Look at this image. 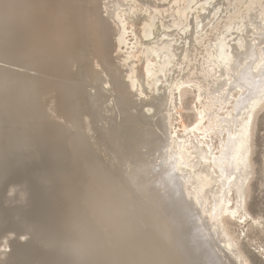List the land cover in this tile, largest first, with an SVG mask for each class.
<instances>
[{"label": "bare ground", "instance_id": "1", "mask_svg": "<svg viewBox=\"0 0 264 264\" xmlns=\"http://www.w3.org/2000/svg\"><path fill=\"white\" fill-rule=\"evenodd\" d=\"M75 1L0 0V264H211L190 227L195 210L234 257L221 220L244 211L253 115L264 99V19L246 13L205 53L199 79L215 111L198 106L201 82L176 84L181 96L197 93V119L183 124L174 151L172 93L160 95L157 73L173 63L175 42L187 45L219 16L218 0L164 9L78 0L82 21ZM129 60L134 70L121 73ZM235 89L236 115L225 117Z\"/></svg>", "mask_w": 264, "mask_h": 264}, {"label": "rangeland", "instance_id": "2", "mask_svg": "<svg viewBox=\"0 0 264 264\" xmlns=\"http://www.w3.org/2000/svg\"><path fill=\"white\" fill-rule=\"evenodd\" d=\"M124 1L125 0H119V1L116 0L113 5L116 4V6H117V4H119L118 2H120V4L121 3L123 4ZM139 1L141 2V0H139ZM142 1H143L142 3H144V0H142ZM147 1L149 2L150 0H145V2H147ZM225 1L226 0H218L219 6L215 7L214 10L215 9L216 10L215 11L213 10L212 12L219 14V16L217 18H215V16L213 14H211L212 16H210L209 19L205 20L204 23L202 22L198 28L197 34L192 35L193 36V37L191 36L192 38L190 37L189 40H191V42L188 40L187 45L179 43V42L174 43V48H173L172 53L176 54V56L172 60L173 63L171 62V65L168 66L169 68H167L168 70H166V73L165 72H160V74L157 73V78L160 79V81H162L161 82V84H162L161 90L164 88V90L160 91V95H163V94L167 95L168 93L169 94L172 93V96H174V97L171 96V102H172L171 105L169 104L167 106L168 107L167 109L170 110L169 115H171V117L169 116L168 123H169V127H170V132H173V137L171 140L173 142L172 147H173L174 151L178 150V145H179L178 138L179 137L184 138L185 134L183 132V127H182L183 124L187 125V127H192L194 125L196 119H197V116H196V114H197L196 94L197 93L194 92V90L188 89V91L183 93V95L181 96L180 93L176 92V84L179 83V81L182 82L183 80L184 81L190 80L191 82L192 81L193 82H201V85L203 87V90H202V94H203L202 95V103L203 104L199 103L198 106H199V108H202V109L203 108L210 109L211 112L215 111V108L211 109L212 108L211 106L213 105V101H211V97L209 96L210 91L208 90V87H207L208 84L205 81H201L203 76H202V73L200 72V70L202 68H204V65L202 64L203 61L207 60L206 59L207 55H205V53H207L211 50V48L217 42L218 37L221 36L227 30V28H228L227 26L232 25L233 28L238 27L240 21L242 20V18L245 16L246 13H250L252 11V14L255 15V17H256V15H257L256 13L258 12V15L259 14L261 15V18L260 17L257 18L258 21H262V19H264V6H263L264 3H261V2H264V0H262V1L257 0L256 3H255V0H249L250 2L248 0H238V1L237 0H227V2H225ZM150 2H153L154 4L155 3L158 4L157 6H159V7L161 6L160 8H163L162 6L164 4H160L162 2H164V3L166 2L165 6H164L165 8L173 6L172 2L170 0H167V1H164V0L158 1L157 0L156 2H155V0H151ZM150 2L148 4L152 5V3H150ZM167 3H169V4H167ZM125 4H127V3H124V5ZM256 5H258V6H256ZM74 7H75L76 11L78 12V15H79L78 19L80 21H82L83 19H82L80 12H83V13L85 12L84 7L79 3L78 0L75 1ZM114 7L115 6H112V9H114V10L118 8V7L117 8H114ZM243 7H245V8H243ZM243 11H244V14H243ZM103 15H106V14L104 13ZM211 17L213 19H211ZM109 20H111V19L109 18ZM262 23H264V20L262 21ZM250 24H253V23H250ZM253 27H255V25H252V28ZM89 28H90V24L83 27L82 29L85 33H88ZM208 29H210V30H208ZM207 30L209 33H207ZM243 39H244V37L240 38V40H242V41H243ZM112 40H113V38H112ZM114 40H116V42H117V36H116V39L114 38ZM114 40H113V42H115ZM240 40H237V42L239 44H241ZM130 45H132V44H130ZM195 46H197V47H195ZM128 48H130V46L126 47L125 52L128 50ZM91 49H92V47H91ZM192 49H194L195 52L192 51ZM257 49L259 50L260 47H258ZM179 50H181V51H179ZM125 52H123V54L122 53L120 54L121 58H125V55H126ZM182 52H184V54ZM181 54H183V55L181 56ZM115 56H116V54L114 55L113 58L116 61ZM191 57L193 59H191ZM148 58L153 59L152 54H148ZM163 59L167 60V57H164ZM177 59H178V61H177ZM127 64H129V65H127ZM127 64L123 68L124 70H122L121 73L129 74V73H127V71L131 73V71L134 70L135 65H134V63L132 64V61L130 62V60H129ZM130 66L131 67L134 66V67L131 68ZM196 68H197V70H196ZM173 69H175V70L177 69V71L175 72V70H173ZM172 76H173V78H172ZM181 77H184V78L186 77L187 79L186 78L181 79ZM164 80H165V82H164ZM166 81H167V83H166ZM174 82H175V84H174ZM165 85H167V87H165ZM171 85L173 86V88ZM174 88H175V90L173 91ZM165 89H167V90L165 91ZM238 95H240V90L235 89V91L232 92V96H231L232 100L229 103V106L226 105L225 109L223 110V112L221 111L220 114H223L225 117L229 116V113L231 114L230 117H234L236 115V111H234L233 107H234V103L236 101V98L239 97ZM183 96H184V98H183ZM262 101L257 106L258 108H256V110L254 111V115H253L254 121H253V125H252V137H251L252 151L250 154V164H249V169H250L249 171L251 174V176H250L251 178L246 183L245 189H244V194H245V196H244V200H245L244 211L240 212L237 215V217L236 216L233 217L234 220L232 219L231 216H224L221 220V225L223 224L222 227H224L223 230H224L225 234L227 235V237L229 236L228 237L229 240H231V245H232V248L234 250V257L231 256L230 253L226 250L224 244L222 243V237H220V234L218 236V234L216 233V230L214 228V225H212V221L207 218L208 214H207V216L203 217V220L199 219V213H198V211L196 212V210L193 211L194 213L191 215V218H192L191 226L190 225L189 226L191 227V230L193 231V233H196V235L200 234V237H199L200 241L199 242L204 246V249L206 250L208 256L211 257V259H212L211 264H239V262L236 260V258L239 259V257L241 258L242 261H244L247 264H264V101L263 102ZM262 103H263V105H262ZM172 107H174L173 110H172ZM224 111H225V113H224ZM208 112H209V110H208ZM164 114H167V112H164ZM179 116H181V117H179ZM175 118H177V119H175ZM210 120H211V118L209 116L205 120L207 127L210 125V122H211ZM175 132H176V134H175ZM210 135L213 138V143L215 144V146H219L220 139H221L220 135L215 134L214 132L210 133ZM192 136L193 135L189 136L190 138L186 137V140H188V144L191 142L189 144L190 147H192L194 145L192 143H196V140L194 139L195 137H192ZM174 148H176V149H174ZM213 188L215 190H217V187L215 185ZM231 196L233 199L235 198V192L234 191L231 192ZM242 216H244L245 219L244 218L240 219ZM202 235H205V237H202ZM234 247H235V249H234ZM235 255H237V256H235Z\"/></svg>", "mask_w": 264, "mask_h": 264}]
</instances>
